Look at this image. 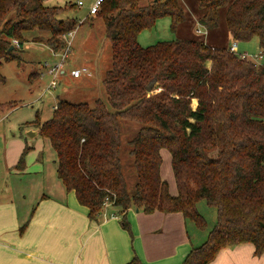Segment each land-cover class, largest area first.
<instances>
[{"label":"trees","instance_id":"trees-1","mask_svg":"<svg viewBox=\"0 0 264 264\" xmlns=\"http://www.w3.org/2000/svg\"><path fill=\"white\" fill-rule=\"evenodd\" d=\"M141 1L103 0L95 13L112 50L103 79L106 99L92 105L61 99L50 118L41 121L37 113L27 123L49 140L58 178L89 208L91 218L116 209L134 237L129 209L182 212L204 230L207 219L198 209L204 199L216 208L217 221L183 264H208L224 247L244 242L264 254V64L201 37L142 45L141 31L158 18L170 17L176 31L187 15L183 0ZM74 6L0 0V66L21 63L29 33L55 52L63 50L78 19L59 14ZM200 9L198 21L208 32L219 27L224 10L228 36L233 41L258 37L264 52V0H200ZM5 80L0 70V84ZM153 81L158 90L149 92ZM124 121L139 125L128 141L137 173L134 189L123 171ZM163 148L172 156L175 194L161 173ZM127 264L144 263L135 254Z\"/></svg>","mask_w":264,"mask_h":264},{"label":"crops","instance_id":"crops-1","mask_svg":"<svg viewBox=\"0 0 264 264\" xmlns=\"http://www.w3.org/2000/svg\"><path fill=\"white\" fill-rule=\"evenodd\" d=\"M95 1L74 3L78 8L74 17L79 24L73 34L86 31L83 40L93 34V22L87 30L83 28L95 14L90 11ZM71 4L66 2L62 6ZM29 43L25 42L23 47ZM36 43L59 56L47 44ZM72 60L70 64L76 68L86 66L88 75L91 74L87 64ZM41 71L39 68L30 72L29 81L32 82L35 72L42 77ZM11 145L7 141L4 149L5 173L8 166L13 175H24L26 171L17 165L22 154L18 155V150L17 154L11 153ZM37 172L41 174L39 178L33 175L31 180L19 179L13 186L4 181L0 186V264H127L135 254L144 264H183L192 247L198 246L190 236L189 220L182 212L146 213L142 208H131L128 218L132 237L114 214L116 209L109 207L97 218H91L89 208L79 203L74 191H67L62 184L64 188L60 186L56 193L49 176L41 168ZM26 223L21 232V226ZM208 264H264V254H256L255 245L244 242L224 247Z\"/></svg>","mask_w":264,"mask_h":264},{"label":"rangeland","instance_id":"rangeland-1","mask_svg":"<svg viewBox=\"0 0 264 264\" xmlns=\"http://www.w3.org/2000/svg\"><path fill=\"white\" fill-rule=\"evenodd\" d=\"M76 3L77 0H46L48 5H63L65 3ZM150 0H142L141 4H147ZM187 19L180 24L176 31L171 29V19L168 16L160 17L156 20L152 28L141 31L139 41L142 45L147 46L155 44L162 40H172L177 38L201 37L207 43L216 46L230 47L233 40L227 34L224 10L221 11V22L216 29L208 30L199 23L202 10L200 9V0H183ZM78 8L72 7L59 14L60 17H74ZM83 11V10H82ZM83 15V12L82 14ZM93 22L92 33L87 37L86 31L78 32L68 38L72 39L71 51L66 60L64 68L66 73L61 74L60 84L55 88H49L52 75L46 72L45 61L49 64L55 63L61 56H55L53 52L44 45L31 41L34 34H30L29 46L23 47L20 54L23 57L21 65L18 61L4 62L0 66V70L6 77L4 83L0 84V101L4 103V107L0 109V171L2 172L3 182L7 181L9 185L16 183L19 179L31 180L41 176L38 169L41 168L49 180L53 181V190L59 193L61 180L57 176L56 171V151L53 149L49 140L39 133L38 127L27 123L36 119L37 113L40 120L44 121L53 114V109L61 100H69L72 102H87L94 104L98 98L106 99L105 86L103 79L106 71L112 66V50L111 43L105 34V25L101 17L93 15L88 18L83 29L87 30L89 23ZM79 24V21H78ZM197 28H201V32H197ZM83 40V41H82ZM43 43V42H41ZM237 54H247L258 63L264 64V52L260 48L258 37L250 40L238 41ZM258 56V57H257ZM70 58V59H69ZM79 64H87L91 74L87 72L74 74L72 63L73 59ZM41 68L45 73L39 76L35 72L32 82L29 81V74L33 70L39 71ZM158 84L156 85V87ZM155 90H158L156 88ZM2 117V118H1ZM125 126L122 136V161L123 171L128 181L130 189H134L137 182V173L134 167V157L130 153V145L128 141L135 135L139 125L132 121H124ZM30 131H38L35 136H30ZM7 141H11L10 152L18 155L25 152V148L29 147L25 152V160L23 169L26 171L24 175H13L10 167L6 165L4 158V149ZM162 176L170 183V188L176 192V181L172 170L171 153L167 148L161 150ZM10 159V158H9ZM17 159V158H16ZM10 161V160H9ZM8 165L11 164L8 162ZM16 168V167H13ZM48 179V177H45ZM18 184V183H17ZM59 184V185H58ZM198 209L207 219V228L199 229L192 221L189 223V232L192 240L198 245L202 244L208 237L209 231L214 227L217 221L216 208L207 205L203 199L198 203Z\"/></svg>","mask_w":264,"mask_h":264},{"label":"built area","instance_id":"built-area-1","mask_svg":"<svg viewBox=\"0 0 264 264\" xmlns=\"http://www.w3.org/2000/svg\"><path fill=\"white\" fill-rule=\"evenodd\" d=\"M103 0H96L95 3L93 4V6L91 7L90 11L91 13H96L99 9V6L100 4L102 3ZM79 4L82 5V1H79ZM199 33L201 32V29H198L197 30ZM73 35V31L69 33V35L65 36L67 37V46L61 50L58 55L61 56V58L59 60H57L55 63H52V64H49L48 62H45L44 65H45V68H46V72L50 75H52V79L49 83V88H55L57 87L58 84H60V76L61 74H64L65 73V63H66V60L68 59L69 57V54H70V51H71V41L68 40V38L70 36ZM14 44L16 45H19V41L17 39H14ZM231 51L237 53L238 52V41H233V43L231 44V46L229 47ZM242 57H250L249 55H247L246 53L245 54H240ZM258 57V56H257ZM74 74H81V73H84V72H87L89 73V69L88 67L86 66H82V67H78V68H75L74 69ZM45 72L43 71L42 72V75L44 74ZM106 205H108V202L106 203Z\"/></svg>","mask_w":264,"mask_h":264},{"label":"water","instance_id":"water-1","mask_svg":"<svg viewBox=\"0 0 264 264\" xmlns=\"http://www.w3.org/2000/svg\"><path fill=\"white\" fill-rule=\"evenodd\" d=\"M12 47H13V46H12ZM156 85H157L156 81L151 82V83L147 86V90H148L149 92L153 91V90L155 89ZM37 133H38V131H36V132H34V131H30V132H29V135H30V136H35V134H37ZM137 210H139V208H137Z\"/></svg>","mask_w":264,"mask_h":264}]
</instances>
